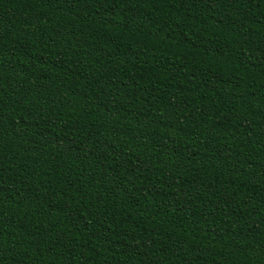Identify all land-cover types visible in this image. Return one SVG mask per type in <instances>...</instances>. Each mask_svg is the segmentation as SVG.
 <instances>
[{"label": "trees", "instance_id": "16d2710c", "mask_svg": "<svg viewBox=\"0 0 264 264\" xmlns=\"http://www.w3.org/2000/svg\"><path fill=\"white\" fill-rule=\"evenodd\" d=\"M0 264H264V0H0Z\"/></svg>", "mask_w": 264, "mask_h": 264}]
</instances>
